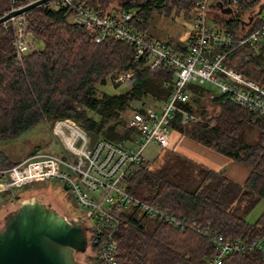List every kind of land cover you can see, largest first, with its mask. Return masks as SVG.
Wrapping results in <instances>:
<instances>
[{
	"label": "trees",
	"instance_id": "16d2710c",
	"mask_svg": "<svg viewBox=\"0 0 264 264\" xmlns=\"http://www.w3.org/2000/svg\"><path fill=\"white\" fill-rule=\"evenodd\" d=\"M9 1L0 0V15ZM83 1L110 12L134 8L131 24L145 33L151 16L166 12L172 5L176 14L182 10L183 17L191 22L196 16L194 0ZM263 1L210 0L207 21L233 36L243 35L260 22L258 7ZM26 15V29L41 41V46L27 51L20 61L14 55L10 30L0 23V139L13 138L44 118H71L91 140L118 141L134 134L121 116L130 109L131 101L146 95L159 101L167 97L170 74L166 66L150 69L127 42L111 37L95 42L81 25L67 22L62 10L36 6ZM169 45L175 51L184 49L188 38L183 44ZM224 61L264 85L260 52H253L245 44L233 48ZM121 70L131 71L125 91L94 95L97 83H104L109 73ZM206 88L188 85L189 97L181 106L197 119L180 123L176 113L171 129L245 166L246 177L242 182L232 180L171 145L153 166L142 159L126 174L125 188L149 202L169 207L186 220V225L157 221L137 207L124 209V218L114 232L117 264H204L216 249L210 237L201 232L203 229L227 239L264 237V208L255 221L245 218L264 199V116L232 102L222 92L206 93L205 103L200 94ZM11 164L14 162L0 150V167ZM86 247L84 261L92 262L94 247ZM221 264H264V257L247 248L226 254Z\"/></svg>",
	"mask_w": 264,
	"mask_h": 264
},
{
	"label": "built area",
	"instance_id": "2783aa9c",
	"mask_svg": "<svg viewBox=\"0 0 264 264\" xmlns=\"http://www.w3.org/2000/svg\"><path fill=\"white\" fill-rule=\"evenodd\" d=\"M33 0H10L1 15L10 16L1 24L10 30L11 44L17 61L37 47L32 33L27 31V10L14 13ZM210 0H194L196 16L187 35L188 45L175 51L164 40L153 37L131 24L134 8L103 11L98 5L83 0H42L36 6L46 10H62L65 20L81 25L95 42L105 37L130 44L138 57H144L150 69L165 67L170 79L167 97L156 106L132 110L124 117L134 131L132 137L112 141L91 140L89 134L71 118L51 121V132L60 152H33L9 166L0 167V185L6 189L28 182L56 179L65 183L86 219L88 244L94 247L92 264H117L118 244L114 232L123 220L124 209L137 207L146 216L174 226L186 225V220L169 207L149 202L125 188V176L138 165L149 143L160 148L169 146L171 120L178 113L180 123L197 119L181 106L189 97L188 85L211 84L237 104L264 116V85L228 66L225 58L233 48L248 45L264 60V12L260 22L249 32L233 36L207 21L206 8ZM87 210V216L83 210ZM197 231H200L196 228ZM210 237L216 252L204 264H221L222 258L245 249L257 250L264 257V237L244 241L226 238L217 232L201 230Z\"/></svg>",
	"mask_w": 264,
	"mask_h": 264
},
{
	"label": "rangeland",
	"instance_id": "374dc122",
	"mask_svg": "<svg viewBox=\"0 0 264 264\" xmlns=\"http://www.w3.org/2000/svg\"><path fill=\"white\" fill-rule=\"evenodd\" d=\"M175 9V6L172 5L166 12L154 13L149 20L147 29L161 40L165 39V41H168L169 44H174L176 42L183 44L189 33L191 21L183 17L182 10H179L176 14ZM263 12L264 4L260 8L259 14L261 15ZM35 44L37 47L41 46V41L35 39ZM130 75V70H121L109 73L106 76L104 83H97L94 89V95L99 97L103 93L113 94L125 91L128 88V78ZM204 86L207 87L206 90L208 91L202 90L200 99H202V101L204 100L206 103V93H218L219 91L211 84H205ZM160 102L161 101L155 99L151 95L142 96L138 100L131 101L130 109L122 113L121 116H127L132 110L156 106ZM209 106L210 105L208 103V109H210ZM89 114L93 115L96 119L99 118V115L96 113L89 112ZM50 123V120L44 118L13 138L0 139V150L3 151L8 156L9 160L14 163L24 159L31 151H46L48 153L58 154L60 152V146L51 132ZM171 132L176 134V132L172 129ZM178 138L179 137H177V139ZM167 148H160L155 144L149 143L142 152L143 159L148 161L150 166H153L160 159L161 155ZM178 148L176 149L177 151L181 150L180 152H183L192 159L199 161L198 158L201 157L200 153H198L197 156L193 155L192 151H190V149L185 145L180 146L179 144ZM225 170L226 165L221 166L218 169V172H225ZM33 196L43 202H51V206L55 207L58 211L65 209L67 211L77 212L79 210V205H77L78 203L76 202V199L70 189H63L56 179L48 178L41 181H32L19 187L6 189V192H0V225L3 221L4 215L9 210L13 209V207L17 206L19 199ZM263 208L264 199H260L255 206L248 211V214L245 216L246 220L248 222L255 221ZM82 210L83 214L87 216V210Z\"/></svg>",
	"mask_w": 264,
	"mask_h": 264
},
{
	"label": "water",
	"instance_id": "95a60500",
	"mask_svg": "<svg viewBox=\"0 0 264 264\" xmlns=\"http://www.w3.org/2000/svg\"><path fill=\"white\" fill-rule=\"evenodd\" d=\"M33 0L14 13L30 9ZM264 1L258 7L263 6ZM10 13L0 15V23ZM63 189L68 185L62 184ZM75 222L38 198L25 197L3 217L0 225V264H92L78 260L75 249L88 244L84 218Z\"/></svg>",
	"mask_w": 264,
	"mask_h": 264
},
{
	"label": "crops",
	"instance_id": "0c3cea01",
	"mask_svg": "<svg viewBox=\"0 0 264 264\" xmlns=\"http://www.w3.org/2000/svg\"><path fill=\"white\" fill-rule=\"evenodd\" d=\"M147 34H149L153 37H156V35L149 32L148 29H147ZM156 38L160 39L159 37H156ZM164 41H165V39H164ZM181 50H183V49H181ZM181 50H179V51H181ZM177 135H179V136H177ZM177 137H179V138L177 139ZM179 144H180V146L185 145L186 147H188L190 149V151H192L193 155L197 156V154L200 153L201 157L198 158L199 161H196V160L192 159L191 157H189L188 155H186L185 153L180 152L181 150L177 151L176 149L179 147ZM169 145H171L172 148L175 147L174 148L175 151L183 154L184 156L188 157L189 159H191L195 162H198V163H202L205 166H207L213 170L218 171V169L221 166L226 165V170L223 173L227 177H229L232 180H235L237 182H242L247 175L248 170L245 166L228 159L224 155H222V154H220V153H218V152H216L210 148H207L203 145H200L198 142H196V141L192 140L191 138H188L187 136H184L178 132H176V134H173L171 132ZM178 149H180V148H178ZM1 191L6 192L5 188H3L0 185V192Z\"/></svg>",
	"mask_w": 264,
	"mask_h": 264
},
{
	"label": "flooded vegetation",
	"instance_id": "af4514ba",
	"mask_svg": "<svg viewBox=\"0 0 264 264\" xmlns=\"http://www.w3.org/2000/svg\"><path fill=\"white\" fill-rule=\"evenodd\" d=\"M47 205H52L51 202H45ZM59 212H61V214L65 215L67 218L75 221V222H80L81 219H79L81 216L83 217V215L79 212V210L76 212V211H67L65 209H61L59 210ZM84 218V217H83ZM84 222H85V226L86 228L88 227V224H87V221L86 219L84 218ZM87 231V229H86ZM87 246V245H86ZM86 253H87V247H85L84 249L80 250V249H75L74 250V255L75 257L78 259V260H81V261H84L83 259H85L87 256H86Z\"/></svg>",
	"mask_w": 264,
	"mask_h": 264
}]
</instances>
